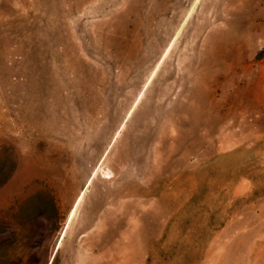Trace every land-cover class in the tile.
Masks as SVG:
<instances>
[{"label":"rangeland","instance_id":"rangeland-1","mask_svg":"<svg viewBox=\"0 0 264 264\" xmlns=\"http://www.w3.org/2000/svg\"><path fill=\"white\" fill-rule=\"evenodd\" d=\"M49 263L264 264V0H0V264Z\"/></svg>","mask_w":264,"mask_h":264},{"label":"bare ground","instance_id":"bare-ground-1","mask_svg":"<svg viewBox=\"0 0 264 264\" xmlns=\"http://www.w3.org/2000/svg\"><path fill=\"white\" fill-rule=\"evenodd\" d=\"M91 180H92V179H90L89 182H90ZM83 195H84V192L82 193L81 196L78 197V199H77V201H76V203H75L74 208L72 209V211H71L70 214H69V217H68V223L73 219L74 214H75V212H76L77 205H78V203L81 201ZM66 229H67V228H66ZM66 229H65V231H64L63 234H62L61 241H60L59 245L61 244L62 239H63L64 236H65ZM59 245H58L57 248H59Z\"/></svg>","mask_w":264,"mask_h":264},{"label":"crops","instance_id":"crops-1","mask_svg":"<svg viewBox=\"0 0 264 264\" xmlns=\"http://www.w3.org/2000/svg\"><path fill=\"white\" fill-rule=\"evenodd\" d=\"M61 233H62V232H61ZM60 236H61V235H60ZM51 261H52V258H51ZM51 261H50V262H51ZM49 264H50V263H49Z\"/></svg>","mask_w":264,"mask_h":264}]
</instances>
